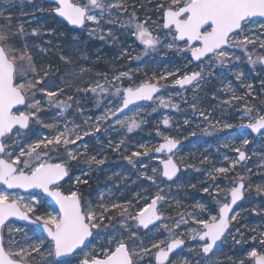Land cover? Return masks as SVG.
I'll list each match as a JSON object with an SVG mask.
<instances>
[{
	"label": "snow or ice",
	"instance_id": "6c2138e0",
	"mask_svg": "<svg viewBox=\"0 0 264 264\" xmlns=\"http://www.w3.org/2000/svg\"><path fill=\"white\" fill-rule=\"evenodd\" d=\"M53 2L56 4L53 9L56 15L81 29L89 23L95 25L89 35L99 32L100 39L105 38L101 21L106 16V23H119L121 27L133 30L132 34L143 52L132 55L127 49L122 50V54L130 60L140 61L143 56L159 53L161 49L183 53L189 63H195L199 70L174 80L173 83L181 89L188 85L198 87L217 69H221L217 79H224V70L233 71L232 65L241 59V54L246 56L253 68L264 66V53L256 54L258 49L264 50V0H164L157 6L161 10L159 23L153 21L151 24L148 19L138 20L134 12L124 21L116 19L113 10L115 13L128 11L124 0ZM256 18L261 19L257 22ZM0 19L3 20V25H0V185L13 190H0V264H33V261H39V264H175L172 254L182 249L186 240L195 242V248L189 251L198 249L200 259L195 264H218L212 257L230 237L237 244L243 242V239H235L233 224L238 223L241 216V212L236 210L238 202L245 199V193L252 186L248 184L246 187V174H237L223 187L216 183L217 174L227 178L226 174L235 169L237 163L246 160V153L240 147L233 149L238 153V159L230 167L219 166L207 171L212 184L202 191L208 193L211 199L206 203L196 201L190 206V211L185 208L178 211L176 217L165 215L162 211L168 193L156 183V174L159 173L162 182H174L177 178L181 171L180 162L176 159L180 141L159 130L163 143L155 148L140 144L143 152L133 151L126 157L130 164L135 165L137 161L133 157L164 154L163 158L154 157L159 159V164L151 168L153 175L141 173L156 186L154 194L145 197L136 193L134 203L133 200H105L104 193H100L99 199L93 203L84 198L77 187L88 183L81 175H87L92 165L105 163V158L88 156L87 143L78 142L100 132L101 128L106 132L123 129L127 133L140 129L146 122V102H150L147 106L152 112L159 108L179 110V103L162 93L166 85L160 83L175 76V72L168 71L158 76L145 73L143 80L134 83L131 70L121 71L111 79L103 74L102 83L97 80L88 87H77V92L92 93L98 108L101 98H110L102 113L95 117L85 116L84 108L75 101L76 112L83 117L81 123H77L66 115L73 107L69 101L75 98L68 95L66 99H60L59 93L63 89L50 90L51 82L44 83L51 66L38 69L26 44L17 48L9 43L13 32L23 34V25L13 29L12 17L3 12H0ZM32 34L37 33L33 30ZM106 35L112 37L113 33L109 29ZM85 71L87 69L81 68L80 74ZM234 74L238 81L244 77L243 70L238 66ZM125 79L130 81L127 86L123 83ZM261 84L264 85V80ZM244 86L250 93L253 85ZM226 88L233 92L232 99H243L235 95L230 82ZM193 100H196L195 96ZM52 107L58 110V117L45 122L41 113ZM191 108L205 120L209 119L207 110L198 109L197 103L193 102ZM245 118L246 122H243ZM241 120L239 125L223 123L222 127L246 130L241 135V146L251 143L248 138L251 134H257L264 140V108L257 109L246 104ZM184 123L189 121L185 119ZM35 125L53 131L45 135ZM163 125L169 126L168 116H164ZM122 144L123 137L115 150L119 151ZM81 155L86 157L89 168L81 175H74L70 166ZM142 166L148 167L147 164ZM64 184L72 186L63 191ZM18 189L28 195L15 191ZM256 191L264 193V186L256 185ZM175 203L179 206L181 202ZM117 217L119 220L113 224ZM16 220L27 223L23 227H10ZM161 230L166 233L165 239L154 234ZM235 231L239 232V229ZM21 232L25 237H28V232L32 235L21 242L13 235ZM249 239L254 242L246 250L249 264H264V231L253 234ZM100 240L104 243L96 247ZM257 243L261 246L259 249L255 246ZM149 255L152 259L145 261ZM183 264H189V261L185 259ZM239 264H245V261L240 260Z\"/></svg>",
	"mask_w": 264,
	"mask_h": 264
},
{
	"label": "rangeland",
	"instance_id": "374dc122",
	"mask_svg": "<svg viewBox=\"0 0 264 264\" xmlns=\"http://www.w3.org/2000/svg\"><path fill=\"white\" fill-rule=\"evenodd\" d=\"M124 2L128 11L115 13V10H113L116 19L124 21L134 12L140 21L148 19L149 24L153 21L159 23L161 10L157 6L163 3L164 0H124ZM55 7L51 4L45 5L42 0H0V12L12 17V28L17 29L20 25H23L24 28L23 34L13 32L10 35L9 43L17 48L26 44L38 69L51 66V71L44 83L51 82L50 90L63 89L59 93L60 99H66L68 95L75 98L74 101H69L73 104V107L66 114L69 120L81 123L83 119L76 112L75 101H78L80 107L84 108L85 116L95 117L102 113L110 98H101L102 103L98 108L92 93L77 92L76 89L77 87H88L97 80L102 83L103 74H107V78L111 79L115 73L131 70L132 82L139 83L145 78V73L148 76L153 74L158 76L168 71L176 73L175 76L168 77L166 81L160 83L166 85L162 93L166 97L170 96L173 102L179 103V110L159 108L156 112H152L151 108L147 106L150 102H146V122L140 129L127 133L123 129H109L106 132L101 128L100 132L84 137L82 142H78V144L87 143L88 156L97 155L98 158H105L103 165H92V170L87 175H81L83 171H87L89 168L84 155H81L77 161L72 162L71 172L74 175H81L82 179L88 181L87 184L77 186L82 196L95 203L99 199V194L104 193L105 200L111 199L119 202L133 200L135 203L136 193H140L141 196L145 197L154 194L156 186L141 173L147 172L148 175H153L151 168L159 164V159L154 157L163 158L164 154L150 153L149 156L133 157L137 161L135 165L130 164L126 157L130 156L133 151L143 152V149L139 148L140 144L155 148L163 143V137L158 135L159 130L165 135L177 138L181 144L176 156L177 161L180 162L181 171L174 182H162L159 173L156 174V183L168 193V200L162 211L165 215L176 217L178 211H183L185 208L190 211V206L196 201L207 202L209 194L202 191L204 187L212 184V181L207 177V171L219 166L230 167L231 163L238 159V153L233 149L240 147L241 151L246 153V160L237 163L235 169L226 174L227 178L224 175L217 174L216 183L223 187L230 183L237 174H246V187L248 184L252 186L245 193L243 202L237 207V210L241 212V216L238 217V223L234 222L233 224L235 239H243V242L237 244L230 237L212 258L218 264H239L240 260H244L245 264H249L246 250L254 244L249 238L253 234L258 235L259 232L264 231V193H257L256 191V185L264 186V140H261L258 136L250 135L248 138L251 143L241 146L243 132H240L236 127L225 129L222 124L239 125L242 123L241 113L246 104L257 109L264 108V103H262L264 101V85L261 84V81L264 80V66L256 65L253 68L248 64L246 56L241 54V59L232 65L233 71L224 70L226 72L224 79H217L221 71V69H217L212 76L201 81L198 87L191 85L181 89L173 83L174 80L185 73L199 70L195 63H189L188 58L183 53L161 49L159 53H149L147 56H143L140 61L130 60L128 56L122 54V50L127 49L130 54L138 55L143 52L142 46L132 34L133 30L123 28L119 23H106V16L105 20L101 21L105 38L108 37L106 33L110 29L113 37L119 41V49L116 48V52L112 55L107 53L102 55L100 53L101 48H98L94 55L88 47L90 48L93 39L100 37V33L89 35V31L95 29L96 26L89 23L79 33L71 35L66 32V28H68L66 24L60 26L52 18ZM0 25H3L2 19H0ZM253 28L255 29V25H253ZM33 30L36 31V35L32 34ZM51 32L59 37V41L44 37V35L47 36ZM107 43L108 40L104 39L102 44L107 46ZM55 49L59 54L57 62H61V64L53 63L56 55H52L51 52H54ZM262 53H264V50L258 49L256 54ZM61 57L66 59H61ZM101 60L103 63L102 69L98 68ZM237 66L244 72V77L240 81L236 80L234 74ZM81 68L87 69L82 75L80 74ZM229 82L235 90V95L243 97V99H232L233 92L226 88ZM123 83L127 86L130 81L125 79ZM249 83L253 85L250 93L249 89L244 86ZM194 96L196 97L195 101L193 100ZM225 101H229V103H225ZM193 102L197 103L198 109L207 110L209 113L208 120L200 116L199 112H193L191 108ZM164 116L169 117L168 127L163 125ZM53 117H58V110L55 107L46 108L41 113V118L45 122H49ZM59 119L62 121V118ZM185 119L189 123L185 124ZM217 121L220 123L217 124ZM245 121L246 118L243 122ZM34 127L40 129L45 135L53 131L43 129L41 125H35ZM231 130H234L235 133L230 134ZM192 132H195L196 135H191ZM122 137L124 138V144L120 145L119 151H116L115 146ZM80 151L83 152V149H80ZM225 156L228 157L227 160H225ZM202 161L204 162L202 163ZM142 164H147L148 167L144 168ZM186 165L192 167H185ZM249 169H251L250 173L248 172ZM192 184H195L196 187H191ZM71 186V184H64L62 189L68 191ZM0 190L6 189L0 187ZM175 201H180V205L177 206ZM141 203H143L142 200ZM117 220H119V217L113 220L112 223L115 224ZM244 225H247V227H244ZM9 226L13 228L23 227L16 223ZM235 229H239V232ZM252 229L256 231L253 232ZM25 231L28 230L25 229ZM241 233H243V237H241ZM154 234L158 238H166V233L163 230ZM13 235L23 242L31 237L32 233L28 232V237H25L24 232L13 233ZM103 243V240L98 241L96 247ZM147 243L150 244L151 242L148 241ZM186 243V248L172 257L175 264H183L185 259L189 261V264H195V261L200 259L197 254L198 249L189 251L190 248H195V242L186 240ZM255 246L258 249L261 247L258 243ZM153 251L155 250L153 249ZM229 257H231V260ZM151 259L152 256L150 255L145 257V261ZM33 264H39V261H33Z\"/></svg>",
	"mask_w": 264,
	"mask_h": 264
},
{
	"label": "trees",
	"instance_id": "16d2710c",
	"mask_svg": "<svg viewBox=\"0 0 264 264\" xmlns=\"http://www.w3.org/2000/svg\"><path fill=\"white\" fill-rule=\"evenodd\" d=\"M45 5H48L46 3H44ZM145 4V3H144ZM52 18L54 19V21L56 23H58L60 26L61 25H64L61 21H59L54 15H52ZM65 26V25H64ZM66 32H68L69 34L73 35V34H76V33H79L80 31H74L70 28H66ZM44 37L46 38H51L53 39V41H59V37L56 36L55 33L51 32L49 35L45 36ZM37 38V37H36ZM35 38V39H36ZM69 38V37H68ZM67 38V39H68ZM115 37H107V38H104V39H107L108 40V43H107V46L103 45V40L104 39H100V37L98 38H95L93 39V42L90 43V48L88 47L89 51L91 53H93L95 55L96 51L98 48H101V54L103 55L104 53H107V54H110L112 55L113 53L116 52V48L119 49V41L115 38ZM52 55H56L53 63L54 64H61V62H57V58L59 57V54L57 53L56 49L54 50V52H51ZM104 59V58H103ZM63 64H68V63H65V62H62ZM110 63L112 64V62L110 61ZM110 63H109V66H110ZM98 68L102 69L103 68V63H102V60H101V63L98 65Z\"/></svg>",
	"mask_w": 264,
	"mask_h": 264
},
{
	"label": "water",
	"instance_id": "95a60500",
	"mask_svg": "<svg viewBox=\"0 0 264 264\" xmlns=\"http://www.w3.org/2000/svg\"><path fill=\"white\" fill-rule=\"evenodd\" d=\"M44 2H46V3H49V4H52V5H54V6H56V4L53 2V0H43ZM54 15L59 19V20H61V21H63L64 23H66L70 28H72V29H74V30H81V28H79V27H76V26H73V25H70V24H68V22L66 21V20H64L63 18H61V17H59L58 15H56L55 14V12H54ZM260 19L261 18H256V20L257 21H260ZM188 86H190V85H188ZM188 86H186V87H188ZM177 87H179V85H177ZM180 88V87H179ZM162 91H163V89H162ZM241 131H246V130H242V129H240ZM254 136H257V134H253ZM179 147H180V144H179ZM163 153H157V155H162ZM243 162V161H242ZM179 174V173H178ZM175 179V178H174ZM168 182H170V181H168ZM3 187V188H5L6 189V186H4V185H0V187ZM6 190H8V191H13V190H11V189H6ZM15 191H18V192H21V193H23V194H28L27 192H25L24 190H22V189H18V190H15ZM31 191H35V192H39V190H31ZM241 202V201H240ZM240 202H238V204L240 203ZM14 223H17V224H19V225H22V226H24L27 222H25V221H19V220H16ZM151 227V226H150ZM183 249V248H182ZM182 249H178V250H176V252L177 251H180V250H182ZM175 253V252H174Z\"/></svg>",
	"mask_w": 264,
	"mask_h": 264
},
{
	"label": "flooded vegetation",
	"instance_id": "af4514ba",
	"mask_svg": "<svg viewBox=\"0 0 264 264\" xmlns=\"http://www.w3.org/2000/svg\"><path fill=\"white\" fill-rule=\"evenodd\" d=\"M245 122H246V121H245ZM235 130H237V129H235ZM238 130H239L240 132H245V131H241L239 128H238ZM233 133H235V131H234V130H231L230 134H233ZM251 135H253V134H251ZM180 147H181V145H180ZM180 147H179V148H180ZM156 154H157V153H156ZM243 162H244V161H243ZM62 190H63V189H62ZM210 199H211V197L208 196L207 202H208ZM242 202H243V201H241V202L238 204V206H239ZM238 206H237V207H238ZM236 210H237V208H236ZM186 246H187V243H185V246L183 247L182 250L173 253V254H172V257H173L174 255L178 254L179 252L183 251V250L186 248ZM172 257H171V258H172Z\"/></svg>",
	"mask_w": 264,
	"mask_h": 264
}]
</instances>
